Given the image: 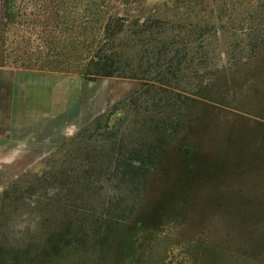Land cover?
Here are the masks:
<instances>
[{"label": "rangeland", "instance_id": "374dc122", "mask_svg": "<svg viewBox=\"0 0 264 264\" xmlns=\"http://www.w3.org/2000/svg\"><path fill=\"white\" fill-rule=\"evenodd\" d=\"M36 2L29 8L39 10ZM81 2L67 5L66 17L77 21ZM107 7L162 24L135 62L143 72L95 81L76 69L48 72L83 81V117L77 109L52 118L48 147L1 163L0 195L22 176L63 162L80 143L74 138L115 106L109 128L104 123L94 137L96 150L105 149L106 133L112 141L153 142L158 155L140 192L126 197L135 208L128 220L104 239L62 246L41 264H264V0H109ZM52 25L10 26L13 47L46 51L37 35L62 31ZM65 79L50 80L76 90Z\"/></svg>", "mask_w": 264, "mask_h": 264}, {"label": "trees", "instance_id": "16d2710c", "mask_svg": "<svg viewBox=\"0 0 264 264\" xmlns=\"http://www.w3.org/2000/svg\"><path fill=\"white\" fill-rule=\"evenodd\" d=\"M32 1L36 2L0 0V67L13 64L47 73L76 69L89 81L136 79L143 72L141 48L162 30L158 21L141 22L131 14L105 11L109 0H82L78 5L83 15L77 21L64 14L75 0H37L39 10L29 8ZM46 23L62 29L55 35H37L39 40L43 37L46 51L13 47L17 43L9 37L10 26ZM202 33L200 29L199 37ZM177 43L170 41L169 46ZM115 110L116 106L95 117L74 138L80 143L63 162L48 163L43 172L22 176L0 195V264H41L71 242L104 239L134 214L126 197L140 192L141 179L152 169L158 147L124 138L112 141L104 133L105 149L98 152L94 137L104 123L109 128Z\"/></svg>", "mask_w": 264, "mask_h": 264}, {"label": "crops", "instance_id": "0c3cea01", "mask_svg": "<svg viewBox=\"0 0 264 264\" xmlns=\"http://www.w3.org/2000/svg\"><path fill=\"white\" fill-rule=\"evenodd\" d=\"M20 72L33 78L26 83V78L9 75ZM61 77L72 82L76 90L52 86L50 79ZM84 88L79 77L0 67V164L19 162L32 147L37 153L48 147L52 118H64L77 109L82 118Z\"/></svg>", "mask_w": 264, "mask_h": 264}]
</instances>
